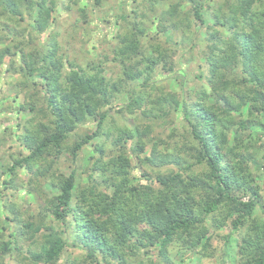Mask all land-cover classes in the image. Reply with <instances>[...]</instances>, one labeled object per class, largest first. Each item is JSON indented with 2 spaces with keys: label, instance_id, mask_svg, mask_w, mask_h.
Returning <instances> with one entry per match:
<instances>
[{
  "label": "trees",
  "instance_id": "trees-1",
  "mask_svg": "<svg viewBox=\"0 0 264 264\" xmlns=\"http://www.w3.org/2000/svg\"><path fill=\"white\" fill-rule=\"evenodd\" d=\"M131 4L111 73L41 41L55 0H0V264H224L232 239L264 264V0Z\"/></svg>",
  "mask_w": 264,
  "mask_h": 264
},
{
  "label": "rangeland",
  "instance_id": "rangeland-1",
  "mask_svg": "<svg viewBox=\"0 0 264 264\" xmlns=\"http://www.w3.org/2000/svg\"><path fill=\"white\" fill-rule=\"evenodd\" d=\"M56 1V10L54 11V23L51 24L50 28L42 35L41 41H44L47 33L50 31H58V39L63 46V50L67 53L70 58L76 57L79 61L83 58V55L96 56V59H100L104 64L108 72L117 73L120 71V66L118 62H115L111 59L105 58V53L102 52V48L109 49L110 44H113V37L115 31L117 30L116 18L123 9H131L132 4L131 0H55ZM78 7H87L89 8L88 23L82 21L76 22L77 18L81 17V14L77 11ZM109 51V50H107ZM98 53L99 55H96ZM83 63V62H81ZM188 64H182L181 69L188 67ZM198 70H192V73H197ZM9 77L7 74L3 73L0 75L1 89H0V107L6 106L9 102L13 101L14 93L7 90L8 86L4 85L6 80ZM12 79V78H11ZM170 80V79H169ZM156 81L164 82L168 81L166 76L158 75L156 76ZM170 83L174 81H169ZM192 87L196 86V83H193ZM9 95V96H8ZM127 101L126 95H120L115 98L112 102V105L123 103ZM13 105L14 102H13ZM111 114L114 115V111L111 110ZM9 114V112L7 113ZM14 115V114H12ZM11 116L9 119L11 125L14 126L17 122V117ZM1 116V115H0ZM127 124L133 126V121H127ZM94 122H90L85 126L93 127ZM0 131H2V126L0 125ZM88 153V151H86ZM1 163V161H0ZM63 170L65 173H69L71 170L70 165L67 163L64 164ZM138 173V172H137ZM136 173V174H137ZM3 175V167L0 166V185H1V176ZM138 176V174H137ZM5 177H7L5 175ZM2 186V185H1ZM0 186V187H1ZM47 186V185H46ZM51 189V188H49ZM25 190V189H24ZM21 191L19 198H23L26 195V191ZM32 201V198H31ZM264 201V199H263ZM259 213H261L260 206L257 208ZM236 239H232L228 245V254L225 258L224 264H234L237 260V251L235 249ZM173 263L176 264H217L216 262H201L196 257L191 258L187 257L182 259L181 253H174L172 255ZM165 264V263H161ZM220 264V263H218Z\"/></svg>",
  "mask_w": 264,
  "mask_h": 264
}]
</instances>
